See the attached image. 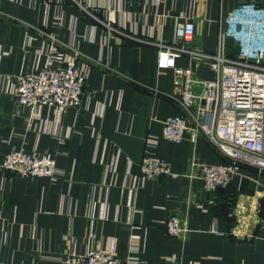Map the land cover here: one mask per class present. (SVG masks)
Wrapping results in <instances>:
<instances>
[{"label":"crops","instance_id":"obj_1","mask_svg":"<svg viewBox=\"0 0 264 264\" xmlns=\"http://www.w3.org/2000/svg\"><path fill=\"white\" fill-rule=\"evenodd\" d=\"M241 1L0 0V164L22 147L56 156L59 167L55 179L0 167V264H61L90 249L135 264H264V171L241 165L213 192L189 177L193 160L224 159L201 133L164 138L165 118L192 122L172 69L157 68L155 43L175 37L177 18L195 24L184 45L215 54L223 19ZM52 45L85 74L83 94L62 113H33L16 103L13 76L53 62ZM224 47L237 54L231 39ZM175 62L199 78L218 75L206 59ZM145 155L164 159L171 173L141 177ZM171 215H187L185 238L167 233Z\"/></svg>","mask_w":264,"mask_h":264},{"label":"built area","instance_id":"obj_2","mask_svg":"<svg viewBox=\"0 0 264 264\" xmlns=\"http://www.w3.org/2000/svg\"><path fill=\"white\" fill-rule=\"evenodd\" d=\"M175 37L159 40L158 70L171 68L178 93V105L186 111L192 125L184 116L163 120V136L179 142L190 130L191 138L201 133L206 141L222 155L224 163L191 162L187 174L201 181L208 191L227 185L241 165L264 171V6L254 1H241L223 19L220 48L215 54L191 49L181 40L193 37L195 24L190 17L175 20ZM109 30L112 29L108 26ZM113 30V29H112ZM52 41L53 35H47ZM237 45L236 55L224 52V40ZM53 62L14 75L13 95L16 103L35 113L42 106L55 107L62 113L81 101L85 74L57 45L50 50ZM180 55L206 59L218 75L203 79L194 75L190 66H178ZM152 142V141H150ZM1 169L23 177H49L59 174L57 158L49 153L26 152L22 147L8 152ZM140 176L155 179L170 174L168 163L154 155H145L139 162ZM187 215H171L165 221L167 233L185 238ZM61 264H135L120 259L107 249H90L81 255L69 254Z\"/></svg>","mask_w":264,"mask_h":264}]
</instances>
